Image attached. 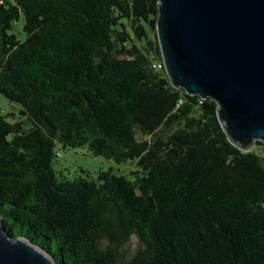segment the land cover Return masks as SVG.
Returning a JSON list of instances; mask_svg holds the SVG:
<instances>
[{
	"label": "trees",
	"instance_id": "obj_1",
	"mask_svg": "<svg viewBox=\"0 0 264 264\" xmlns=\"http://www.w3.org/2000/svg\"><path fill=\"white\" fill-rule=\"evenodd\" d=\"M158 19L159 0H0V97L32 123L0 105L4 226L56 264H264V154L171 86ZM77 148L135 180L59 176Z\"/></svg>",
	"mask_w": 264,
	"mask_h": 264
},
{
	"label": "water",
	"instance_id": "obj_2",
	"mask_svg": "<svg viewBox=\"0 0 264 264\" xmlns=\"http://www.w3.org/2000/svg\"><path fill=\"white\" fill-rule=\"evenodd\" d=\"M157 37L171 86L211 99L229 141L264 147V0H159ZM0 264H56L0 216Z\"/></svg>",
	"mask_w": 264,
	"mask_h": 264
},
{
	"label": "rangeland",
	"instance_id": "obj_3",
	"mask_svg": "<svg viewBox=\"0 0 264 264\" xmlns=\"http://www.w3.org/2000/svg\"><path fill=\"white\" fill-rule=\"evenodd\" d=\"M23 22L19 23L17 26V33L21 39H25L26 35L21 31ZM0 105H2L6 113L15 114L16 118L9 117V122H22V125L25 130H28L32 127V123L25 116L19 115V107L15 104H12L0 97ZM249 148L259 150L264 154V147L257 145V142L252 143ZM56 169L58 170L59 176L62 175L68 180H74L79 176L89 175L90 178L97 180L98 174L100 172L112 171L117 176H125L130 180H135V176L132 173L138 171V167L133 162H126L123 164H117L114 161L107 160L102 157H93L87 149L77 148L60 151L59 158L56 162ZM82 171H85V174H82ZM18 236L19 232L17 229L14 231ZM137 244L136 240H133L131 247ZM134 250V249H133Z\"/></svg>",
	"mask_w": 264,
	"mask_h": 264
},
{
	"label": "built area",
	"instance_id": "obj_4",
	"mask_svg": "<svg viewBox=\"0 0 264 264\" xmlns=\"http://www.w3.org/2000/svg\"><path fill=\"white\" fill-rule=\"evenodd\" d=\"M161 67V66H160Z\"/></svg>",
	"mask_w": 264,
	"mask_h": 264
}]
</instances>
